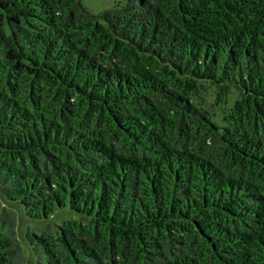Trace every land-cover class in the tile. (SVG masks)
Wrapping results in <instances>:
<instances>
[{"label":"trees","instance_id":"16d2710c","mask_svg":"<svg viewBox=\"0 0 264 264\" xmlns=\"http://www.w3.org/2000/svg\"><path fill=\"white\" fill-rule=\"evenodd\" d=\"M0 264H264V0H0Z\"/></svg>","mask_w":264,"mask_h":264},{"label":"rangeland","instance_id":"374dc122","mask_svg":"<svg viewBox=\"0 0 264 264\" xmlns=\"http://www.w3.org/2000/svg\"><path fill=\"white\" fill-rule=\"evenodd\" d=\"M81 3L83 4L85 8H87L93 14H100L105 10L112 9L117 4L124 5L126 3V0H81ZM234 100H235V97L232 96L230 99L231 105H233ZM14 211L17 214L19 223L22 225L20 228V234L25 233L29 228H34L38 226V222L25 217L19 207L15 206ZM58 216L59 214L56 216V220L59 224L62 223V221L65 219H72V218L77 217L70 210H65V213L63 214L62 217L58 218ZM53 222L54 220H51L50 222H47V223H53ZM22 245L25 246L24 244Z\"/></svg>","mask_w":264,"mask_h":264}]
</instances>
